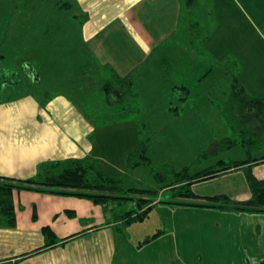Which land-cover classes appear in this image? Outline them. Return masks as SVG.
<instances>
[{
    "label": "rangeland",
    "instance_id": "374dc122",
    "mask_svg": "<svg viewBox=\"0 0 264 264\" xmlns=\"http://www.w3.org/2000/svg\"><path fill=\"white\" fill-rule=\"evenodd\" d=\"M68 1L72 0H0V102L22 98L16 100L21 102L26 99L25 97H31L32 101L35 99L44 106L49 102L63 103L64 106L55 110L57 115L54 118L65 125L67 122L70 123L71 128H68L71 132L76 133V130L79 131L83 127L89 130L86 139L75 137L77 146L71 149L74 148L76 154L83 151L84 145L89 141L91 149L88 156L98 159L109 175L123 178L126 189L158 190L161 186L166 187L158 195L162 202L157 203L143 220L125 228L126 232L130 231L134 237H137L136 228L139 227H143L141 232L143 235H150L144 237L139 246L155 239L161 230L171 229L170 226L173 224L171 220H161L165 215H173L171 219L177 218V221L183 215L190 216L182 223L183 227L178 228L179 224L175 222L177 229L173 231H180L182 228L184 231L197 233L215 230L211 223L213 218L210 216L222 214V209L167 203L171 200L207 204L205 203L207 200L195 194L197 198H188L184 196L185 189L181 188L183 183L175 185L176 189H172L164 183L157 182L155 174L168 169L167 167L175 170L186 167L188 175L198 174L207 169L217 171L223 166L218 165L219 161L231 163L248 159L249 155L253 158L259 156V137L262 136L264 126H260L261 132L256 134L249 133L248 126L257 129L260 125L259 117L264 116V106H259L264 103V98H261L263 101L259 100V95H264V0H187L189 6H192L193 1L196 5L188 14L189 23L186 20L185 26L183 24L181 26L183 36L190 38L193 47L200 39L202 42L204 37L207 38L201 53L202 59L199 56V66L201 63L206 64L209 52L214 58L208 60V67L214 68V75L211 78L201 80L202 83L199 84L196 81L197 77L206 72L208 67L205 65L194 72V75L196 73L194 81L188 80V83H191L190 101L194 104L188 109L184 108V103L178 101L182 89L176 88L178 95L174 96L170 95V88L165 89L157 83H149V80L146 82L138 80L136 76L144 72L140 68L135 72L133 82L138 93L137 98L131 100L129 104L125 103L124 106L112 104L113 93L110 84L114 77L110 69L103 71L100 66L93 68L94 63L87 61L89 59L83 52L84 46L78 38L79 25L78 27L74 25L73 15L83 13L84 9H79L81 5L70 10L54 6L56 2L60 4ZM191 20L198 22L197 28ZM37 21L43 26L39 32L35 29L38 28ZM45 28L46 34L43 32ZM179 44L169 49L171 57L176 61L185 54L190 61L191 56L184 52L186 42ZM195 50L199 51L201 48ZM204 52H207L206 58ZM190 54L194 55L195 62L196 55L193 52ZM221 56L231 61L235 59L239 63L238 71L230 64V72H233V75L232 73L225 75L226 82L221 80L222 67L218 60ZM176 65L174 63L169 76L157 77V82L162 81L166 85L169 83L180 87L182 74H186L188 68L181 69ZM195 65H198V62H195ZM33 69L39 79L36 78ZM238 75L236 87L242 85L246 89L241 94L237 91L234 95L236 87L228 89L224 84L232 83L234 76ZM210 85L211 89L205 91ZM219 88H224L222 91L225 90L226 94L222 92L219 97ZM250 91L255 95L248 96L261 103L244 100V105H241L237 102L247 98L246 95ZM211 92L216 94L212 96ZM197 93L200 101L196 103L193 100L197 98ZM228 97L234 101L231 102L234 111L219 110L228 108L229 105L227 107L221 105L229 99ZM207 98L222 103L213 101L212 108L202 101ZM169 100L172 101L171 109L167 110ZM19 107L20 110L18 107H9L7 112L2 110L0 119L20 120L26 110H21L20 105ZM129 109L132 110L126 114L125 111ZM173 109L178 110L179 115ZM119 111L126 117L120 118ZM225 117L229 118V122ZM86 125H89V128ZM52 133L56 135L55 128ZM16 135L25 137L21 132ZM229 139L232 143H229ZM247 139L252 140V143L248 144ZM262 140L264 146V136ZM60 147L64 149L65 154L69 153L70 148L67 145ZM142 147L146 150L144 156L149 162L129 169L126 158L129 156L137 158L142 154ZM2 148L9 151V143L5 142ZM71 156L61 160L74 158ZM251 157L250 159H253ZM224 173L226 172L220 171L213 177L195 181L191 185V191L197 194L217 192L225 194L228 198H243L246 195L244 187L248 185H245L246 181L239 179V176H243L241 170L235 171L230 175L232 177L223 175ZM258 174L259 168L256 172V175ZM249 193L248 189V196ZM244 202L248 203L246 200ZM110 208L112 207L109 205L107 212L100 209L101 212L103 210V221L112 220ZM130 209H133V206L113 207L116 214ZM232 221L231 218L227 229L237 230V225ZM154 230H157L155 232L157 235L152 237ZM221 230H224V223ZM15 232L7 233L8 244L21 249L22 245L31 243L29 235ZM235 253L238 255L237 251ZM261 257L259 262L264 261V256Z\"/></svg>",
    "mask_w": 264,
    "mask_h": 264
},
{
    "label": "crops",
    "instance_id": "0c3cea01",
    "mask_svg": "<svg viewBox=\"0 0 264 264\" xmlns=\"http://www.w3.org/2000/svg\"><path fill=\"white\" fill-rule=\"evenodd\" d=\"M194 1L190 9L196 5ZM58 3H55V8L62 9L60 5L66 3L69 6L63 9L70 10L74 6L76 9L77 5H81L80 10L84 9L83 13L73 15V21L75 26L79 25L78 38L84 46L83 52L89 59L87 61L94 63L93 68L100 66L103 71L110 69L113 77L114 75L119 78L130 76L133 82H135V72L140 68L144 72L136 76V79H141L143 82L149 80V83H157L165 89L170 88V95L176 96L175 86L177 87V85L157 82V77L169 76V73L173 71L174 63L181 69L186 67L188 71L186 74H182L181 78L183 79L180 84L181 87L185 86L189 89L188 98L183 102L184 108L188 109L194 106L190 101L191 83L189 84L188 80L194 81L196 78L194 72L198 71L200 66L207 65L206 67H208V60L214 58L209 52L210 56L208 54L207 58L204 56L206 64L201 63L199 66V56L202 59L201 54L195 50L191 43L187 45V40H183L187 38H184L181 26L182 24L185 26L186 20L188 23L190 21L187 0H72ZM37 22L38 28L35 29L39 32L43 29L40 27L43 26H40V21ZM191 22L198 26V22L194 20ZM46 29L43 31L45 34ZM181 42H186L185 53L193 52L196 55L195 62H198V65H195L194 55L191 54H188L189 57L191 56L190 61L185 57V54H183L184 57H180L176 61L171 57L172 53L169 49L180 45ZM202 42L206 45L207 38L204 37ZM218 60L222 67L221 80L226 82L227 79L224 76L227 74L222 65L230 61V64L234 65L235 71L236 69L238 71L239 63L235 59L231 61L224 56L219 57ZM86 67L88 66L86 65ZM33 72L38 78L34 69ZM213 75L212 71L202 81ZM200 77L196 78L198 84L202 83V81L199 82ZM234 78L239 81V75ZM108 83L110 82L108 81ZM224 85L228 89L233 87L232 83ZM211 86L205 91H209ZM223 89L218 90V96L222 92L226 94L225 90L222 91ZM237 89L241 93L246 88L240 85L234 90V94ZM210 94L214 96L216 93L211 92ZM247 94L255 95L251 91ZM25 98L21 102L16 100L22 98L0 102V112L2 110L7 112L10 108L16 107L20 110L19 105L22 107L21 110H26L20 120L0 119V176L15 179L31 178L41 170V166L46 162L60 161L71 155L74 158H83L89 155L91 149L89 141L79 154L74 152V148L71 149V147L77 146V144L75 146V137L80 136L86 139L89 136V130L83 127L79 131L76 130V133L75 131L71 132V129L68 128L70 123L67 122L65 125L54 118L57 115L55 110L64 106L63 103L49 102L44 106L35 99L32 101L31 97ZM261 98H264V95H259V100L263 101ZM193 101L196 103L200 101L199 93ZM202 101L212 108L213 101L218 102L216 99L209 98L202 99ZM170 103H172L171 100H169ZM246 110L248 109L246 108ZM259 124V127L262 126L261 122ZM86 126L89 128V125ZM54 128L56 135L52 133ZM18 132L23 133L25 137L17 136ZM263 136L264 131L259 139V156L253 158L249 155L247 158L264 159ZM21 140L24 141L21 142ZM5 142L10 145L9 151H4L2 148ZM60 145H67L70 148L69 153L65 154ZM258 168L259 174L256 175ZM260 169L263 171L261 172ZM237 170H241L243 175L239 176V179L246 181L244 168L230 169L223 175L232 177L230 175H233ZM251 172L257 179H264V161L252 165ZM244 188L246 195L243 198H229L237 202L246 200L248 205L251 204V194L247 195L248 186ZM193 194L199 198L225 195L217 192L212 194L193 192ZM13 203L15 225L11 227L0 223V264H264V261L259 262V258L264 256L263 213L220 210L222 214L210 216L213 218L211 223L215 230L201 233L184 231L183 228L180 231H173V229H177L175 222L179 224L178 228L183 227L182 223L187 221L190 216L183 215L177 221V218L171 219L173 215H165L161 220H171L173 222L170 226L171 229L161 230L155 239L139 246L144 237L150 236L141 233L143 227L136 228L137 237L132 236L130 231L126 232L127 228L119 231L111 219L103 221V210L100 211L102 207L94 205L88 200L22 191L13 194ZM93 216L95 218H92ZM231 218L232 222L237 225V230L227 229ZM83 221L85 222L82 223ZM221 223H224V230H221ZM46 226L51 228L58 239L75 236L63 243L57 241L52 247L33 253L32 251L45 243L42 228ZM157 230H154L152 234H155ZM14 231L17 234L29 235L31 243L22 245L21 249L8 244L7 233ZM78 232L81 233L78 234ZM236 251L240 257L236 255ZM25 254L28 255L24 256Z\"/></svg>",
    "mask_w": 264,
    "mask_h": 264
},
{
    "label": "trees",
    "instance_id": "16d2710c",
    "mask_svg": "<svg viewBox=\"0 0 264 264\" xmlns=\"http://www.w3.org/2000/svg\"><path fill=\"white\" fill-rule=\"evenodd\" d=\"M68 6L69 5L66 3L60 5V7L62 8H66ZM190 7L191 6L188 7L189 10H191ZM189 13L190 11L188 12V14ZM197 27L198 26L195 25V28ZM187 39L188 44H190V38ZM203 45L204 44L200 39V41H198L197 45H195L194 48L198 50L199 48H201V50L198 51L201 54L203 53ZM205 54L206 52H204L203 55L206 56ZM222 66L225 69L226 74L232 73L233 75V72H230V61L228 63H224ZM212 71L213 68H208L206 72L199 78V81H201L202 78H204ZM111 81V93H113V98L111 100L112 104L124 106L125 103L129 104L131 100L137 98L138 93L134 88V83L131 80L130 76L119 78L118 76L114 75V78ZM236 84L237 79L233 78L232 85L236 87ZM175 88L182 89V93H180L178 101L182 103L186 101V99L188 98L189 89L185 86H175ZM246 96L247 98L241 101L237 100V102H240L241 105H244V100H247V102H257L255 99L248 96V94ZM228 98L229 99H227L224 104H222L226 107L229 105L228 108L220 110L234 111L231 105V102L234 101H231L230 97ZM262 105L264 106V103L261 105L259 104V106ZM170 109L171 108L169 107V110ZM131 110L132 109H129V111L126 110L125 113H129ZM173 110L176 113L178 111H176L175 109ZM118 116L120 118L126 117V115L120 111L118 113ZM260 117L259 120L261 122V125L264 126V116L262 115ZM225 118L227 119V121L229 120L228 117ZM258 127L259 125L257 126V129H255V127L248 126L249 133L256 134L257 132L261 131L259 130L261 128ZM261 137H259V139ZM228 141L229 143H232L230 139ZM246 141L248 144L252 143V140L250 139H247ZM145 152L146 150L142 147V154L137 158L133 156H129L128 158H126L127 167L131 169L139 164H147L149 162V159L144 156ZM134 160H136V162ZM263 161L264 159H250V157L243 161H232L231 163L219 161L218 165H223L219 168V170L215 171L216 169H207L193 175H188V169L186 167L179 170L167 167L168 169L162 170V172L155 174V179L157 182H160L161 184L164 183L170 186L172 189H176L177 184L183 183L181 185V188L185 189L184 196H187L188 198H197L190 189L191 185L195 181L202 180L210 176L213 177L214 174L220 171L227 172L229 169L244 168L245 179L248 185L249 192L251 194V204L249 205L245 202L231 201L225 195L208 197L206 198L207 202H205L207 204H199L196 202L187 201L173 202L171 200L167 201V203L194 207L219 208L225 211L232 212H250L264 214V179H257L251 172L252 165L259 164V162ZM165 188L161 186L158 190L135 188L126 189L124 187L123 178H115L109 175L104 171L98 159H94L89 156L60 161H49L44 163L41 166V170H39L37 174L31 178L15 179L0 176V223L2 222L3 224L11 227L15 225V207L13 203V194L15 192L26 191L85 199L90 201L94 205L101 206L105 212H107V209L110 205L112 208H110L111 210L109 211L111 212L113 222L116 223L115 227L119 231H122L132 223L141 221L145 217H147L150 210L155 205H157V203L162 202L160 199H158V195L159 192ZM114 205L133 206V209L124 210L116 214L113 211ZM118 222L120 223V225ZM81 232H78V234ZM42 235L44 237L45 243L40 248L35 249L33 253L52 247L53 244L57 243V241H61V243H63L64 241L75 236L72 235L64 239H58L49 226L42 228ZM156 235L157 234H154L152 237H155ZM27 255L28 254H25L24 256Z\"/></svg>",
    "mask_w": 264,
    "mask_h": 264
},
{
    "label": "water",
    "instance_id": "95a60500",
    "mask_svg": "<svg viewBox=\"0 0 264 264\" xmlns=\"http://www.w3.org/2000/svg\"><path fill=\"white\" fill-rule=\"evenodd\" d=\"M260 264H263V263H260Z\"/></svg>",
    "mask_w": 264,
    "mask_h": 264
}]
</instances>
